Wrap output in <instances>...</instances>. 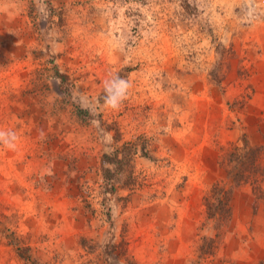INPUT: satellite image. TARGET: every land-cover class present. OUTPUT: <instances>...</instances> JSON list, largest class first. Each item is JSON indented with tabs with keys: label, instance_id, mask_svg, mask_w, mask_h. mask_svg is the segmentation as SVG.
<instances>
[{
	"label": "rangeland",
	"instance_id": "374dc122",
	"mask_svg": "<svg viewBox=\"0 0 264 264\" xmlns=\"http://www.w3.org/2000/svg\"><path fill=\"white\" fill-rule=\"evenodd\" d=\"M0 131V264H264V0H0Z\"/></svg>",
	"mask_w": 264,
	"mask_h": 264
},
{
	"label": "trees",
	"instance_id": "16d2710c",
	"mask_svg": "<svg viewBox=\"0 0 264 264\" xmlns=\"http://www.w3.org/2000/svg\"><path fill=\"white\" fill-rule=\"evenodd\" d=\"M237 148V147H235ZM242 148L244 152V158H238L237 163L238 167L231 166L227 169L225 181H219L212 185V187L208 190L207 194L204 196V204L206 207L207 216L213 219L214 222L223 223V221L227 220L230 216L229 214V197L231 188L239 185L244 181L242 179L243 171H248L249 173L252 171L254 174L258 172V149L257 147L249 146L247 140L245 138L242 139ZM117 152V151H115ZM117 154H113L111 157L109 154L104 153L102 158L103 161L107 164L113 163L115 159L116 161H120L116 159ZM113 174L112 169L110 167L103 168V175L105 179L108 178V175ZM236 176H240V179H235ZM17 254L24 259L29 260L30 256L28 250L25 246L18 245Z\"/></svg>",
	"mask_w": 264,
	"mask_h": 264
},
{
	"label": "clouds",
	"instance_id": "9594fccd",
	"mask_svg": "<svg viewBox=\"0 0 264 264\" xmlns=\"http://www.w3.org/2000/svg\"><path fill=\"white\" fill-rule=\"evenodd\" d=\"M128 86L129 85L124 80L118 78L108 83L106 85V105L112 108L118 107L122 99H124L125 97L126 89L128 88ZM16 140L17 137L14 132L0 131V143H3V145L9 150L15 149Z\"/></svg>",
	"mask_w": 264,
	"mask_h": 264
}]
</instances>
